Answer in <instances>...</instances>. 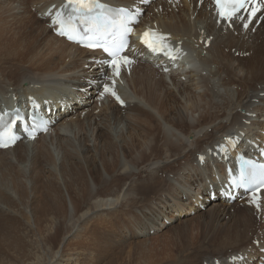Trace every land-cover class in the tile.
I'll list each match as a JSON object with an SVG mask.
<instances>
[{"label": "bare ground", "instance_id": "bare-ground-1", "mask_svg": "<svg viewBox=\"0 0 264 264\" xmlns=\"http://www.w3.org/2000/svg\"><path fill=\"white\" fill-rule=\"evenodd\" d=\"M102 1L141 7L136 28L167 34L176 58L152 56L132 37L131 59L115 75L98 51L53 33L49 16L63 0H4L8 16L35 15L24 20L30 26L24 40L4 22V53L17 60L33 57L34 63L0 70V109L23 108L21 99L30 95L53 122L37 138L0 149L2 168L32 157L39 161L8 181L0 172V228L4 214L13 216L23 197L32 201L41 223L76 220L62 240L92 215L126 218L134 211L139 223L151 225L139 229L141 237L204 211L208 219L193 264H264V190L258 201L241 192L234 199L219 193L226 162L234 159L231 149L220 154L221 145L230 138L240 150L264 144V16H240L228 26L216 18L209 0ZM107 86L123 105L104 91ZM113 143L117 158L111 156ZM44 173L53 175L60 191L48 192ZM140 174L147 177L139 180ZM62 175L71 193L61 191ZM142 181L145 193L138 191ZM38 190L44 195L35 202ZM4 241L2 232L3 248ZM59 259L56 264H65Z\"/></svg>", "mask_w": 264, "mask_h": 264}, {"label": "rangeland", "instance_id": "rangeland-1", "mask_svg": "<svg viewBox=\"0 0 264 264\" xmlns=\"http://www.w3.org/2000/svg\"><path fill=\"white\" fill-rule=\"evenodd\" d=\"M17 15L19 17L5 14L4 0H0V35H3L0 37L2 44L0 70H14L17 66L30 68L34 63L33 57L31 60H17L15 56L8 57L4 53V22L12 24L11 32L15 26L13 32L20 35L16 38L24 40L27 36V28L30 29L29 23H24V20L26 17L31 19L30 15L32 18L35 16L30 11L25 17L21 14ZM114 133L116 136L117 132ZM110 151L112 158H117L115 143ZM17 157L22 158L23 153L18 151ZM35 159V157L29 160L23 159L17 166L4 163L3 168L0 167L4 181H8L16 174L21 175L22 172L27 173L28 170H32L36 165L35 161L37 164L39 162ZM56 161H59L58 158ZM39 168L43 172L46 171L41 163ZM137 177L140 180L147 176L140 174ZM43 179L46 183H51L49 193H54L59 188L58 183L52 182L53 175L44 173ZM61 183V191L65 188L69 192L73 191L69 188L73 186L68 176L62 175ZM137 186L139 192H146L143 181ZM36 194L35 202L41 199L43 191L38 190ZM19 203L14 208L16 211L13 216L10 214L3 216L4 229L0 228V235L4 232V242L7 244H4V248L0 245V264H56L59 258L61 261L64 260L65 264H193L200 254L199 246L203 242L198 238L199 231L206 226L205 222L208 219L203 215L204 211H200L196 215H188L190 217L174 221L158 233L138 237L139 229L147 230L151 225L139 223L138 214L134 211H129L126 218L120 217L121 215L117 213L104 217L92 215L77 223L72 234L70 233L66 240H62L63 236L72 230V223L76 224V220L73 221L68 216L57 219L58 221L41 223L33 213L31 200L23 197ZM23 255L33 256L32 262L23 260L21 258Z\"/></svg>", "mask_w": 264, "mask_h": 264}, {"label": "snow or ice", "instance_id": "snow-or-ice-1", "mask_svg": "<svg viewBox=\"0 0 264 264\" xmlns=\"http://www.w3.org/2000/svg\"><path fill=\"white\" fill-rule=\"evenodd\" d=\"M77 2L79 3L80 8H88V7L92 6V5H89L88 3H86L85 0H77ZM217 3L219 5L220 0H217ZM231 3H232V10L230 12H227V13L225 11L221 10L220 14H221L222 17L226 16V15L230 16L234 12L239 11L242 8H246V7L250 6L251 5V0H231ZM260 6L264 7V0H260ZM258 11H260V8L252 5L251 6L250 15H255L256 12H258ZM245 27H247V25H245ZM129 31H130V29H129ZM73 38H74L73 36H71V35L69 36V39H73ZM88 46L89 47H96L97 45L90 44ZM150 47H151V45H150ZM152 50L156 51L157 49L153 48ZM104 51L108 52L110 56L114 57V59L111 61V64L115 66L114 74L115 75H119V65H120L121 62L128 63L127 57H122L120 61H117L115 59V56H116L115 52L110 51L107 47L104 48ZM105 91H109V89L105 88ZM0 146L6 147L7 144H0ZM262 175H264V174H262ZM261 183L264 184V179L261 180Z\"/></svg>", "mask_w": 264, "mask_h": 264}]
</instances>
